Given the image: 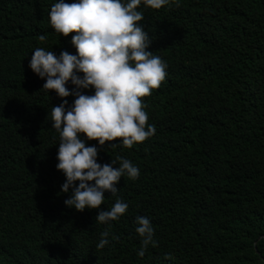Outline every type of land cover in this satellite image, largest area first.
I'll list each match as a JSON object with an SVG mask.
<instances>
[{
    "label": "trees",
    "instance_id": "16d2710c",
    "mask_svg": "<svg viewBox=\"0 0 264 264\" xmlns=\"http://www.w3.org/2000/svg\"><path fill=\"white\" fill-rule=\"evenodd\" d=\"M54 2L0 0V264H264V0L139 6L166 75L141 98L154 134L98 148V163L122 157L139 169L116 184L128 207L107 224L95 217L114 204L108 192L99 209L64 206L47 119L61 100L28 67L37 47L75 54V33L48 23ZM138 216L154 228L143 257Z\"/></svg>",
    "mask_w": 264,
    "mask_h": 264
},
{
    "label": "clouds",
    "instance_id": "9594fccd",
    "mask_svg": "<svg viewBox=\"0 0 264 264\" xmlns=\"http://www.w3.org/2000/svg\"><path fill=\"white\" fill-rule=\"evenodd\" d=\"M170 0H55L48 12V23L57 36L75 33L70 44L75 54L37 47L31 53L28 67L43 79L46 94L54 92L61 102L51 107L47 119L58 134L56 169L64 176L61 193H69L64 206L82 212L99 209L104 193L116 197L110 209L97 212L95 222L107 224L118 220L127 210V203L117 196L116 184L122 176L134 180L139 169L127 159L117 157L107 164L97 162V153L105 142L118 141L121 147L131 148L155 132L147 124L143 97L159 87L166 75L167 65L148 51L151 38L142 26L140 5L160 9ZM45 39L43 35L39 37ZM72 86L71 88L66 85ZM92 90L91 95L82 90ZM72 96L71 105L64 98ZM67 106V107H66ZM96 141L85 146V139ZM75 182V183H74ZM135 233L143 257L146 248L155 246L154 228L145 216L135 220ZM109 233H101L96 245L109 243ZM112 239H115L113 237Z\"/></svg>",
    "mask_w": 264,
    "mask_h": 264
}]
</instances>
